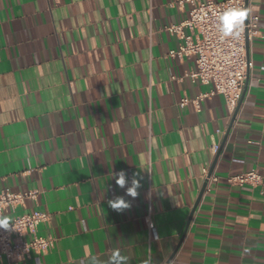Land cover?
<instances>
[{
  "label": "crops",
  "instance_id": "0c3cea01",
  "mask_svg": "<svg viewBox=\"0 0 264 264\" xmlns=\"http://www.w3.org/2000/svg\"><path fill=\"white\" fill-rule=\"evenodd\" d=\"M182 1L0 0V187L38 191L7 215L48 213L39 235L56 238L22 264H106L116 248L167 264L178 247L169 264H264V187L226 181L264 177V0H248L259 34L234 122L221 95L179 106L212 89L188 77L196 56L169 55ZM122 170L138 174L136 198L113 180Z\"/></svg>",
  "mask_w": 264,
  "mask_h": 264
},
{
  "label": "built area",
  "instance_id": "2783aa9c",
  "mask_svg": "<svg viewBox=\"0 0 264 264\" xmlns=\"http://www.w3.org/2000/svg\"><path fill=\"white\" fill-rule=\"evenodd\" d=\"M181 3L189 4L191 10L187 20L167 28L181 41L179 48L171 51L169 55L179 59L191 55L196 56L197 69L188 77L212 89L195 99H182L179 106L184 108L193 105L199 110L201 101L221 95L225 99L230 115H235L251 69L247 42H252L258 36L260 19L259 17H248L239 36L222 39L217 27L218 15L228 8L246 10V0H223L221 2L183 0ZM219 151V144L214 142L211 147L212 154L216 156ZM209 173L210 171L206 169L207 180L218 182V177L209 176ZM226 181L232 186L264 187V177L257 169L229 176ZM38 195V191L13 193L0 187V216L14 212L28 199L37 200ZM50 220L51 216L41 211L14 216L12 218L14 230L0 229V258H5L10 264H22L30 259L32 254L50 253L55 248L56 238L53 235L47 237L39 235V227L48 224ZM147 224L150 231L154 230L151 207Z\"/></svg>",
  "mask_w": 264,
  "mask_h": 264
},
{
  "label": "clouds",
  "instance_id": "9594fccd",
  "mask_svg": "<svg viewBox=\"0 0 264 264\" xmlns=\"http://www.w3.org/2000/svg\"><path fill=\"white\" fill-rule=\"evenodd\" d=\"M248 17V11L241 8H228L218 15V30L221 33V38H234L239 36L245 21ZM134 174L133 178L129 182L127 173L125 171H120L115 173L113 180L116 185L121 189L126 188V195L132 198H136L139 193L140 180L136 178ZM130 185V186H129ZM108 207L112 210L120 213L131 207L130 203L125 200L124 197L118 196L115 199L108 200ZM0 229L2 230H14V224L12 223L11 217L8 215L0 216ZM93 264H101L100 261H93ZM106 264H129V257L122 255L119 248L112 251V255L109 257Z\"/></svg>",
  "mask_w": 264,
  "mask_h": 264
},
{
  "label": "water",
  "instance_id": "95a60500",
  "mask_svg": "<svg viewBox=\"0 0 264 264\" xmlns=\"http://www.w3.org/2000/svg\"><path fill=\"white\" fill-rule=\"evenodd\" d=\"M247 6H248V0H246V10H247ZM247 19H248V17H247ZM248 50H249V42H247V53H248ZM248 57H249V55H248ZM236 117H237V112L235 113V115H234V117H233V122L235 121ZM219 153H220V151H219ZM219 153H218V155H217V157H216V159H215V163H214V165L216 164V161H217V159H218V157H219ZM211 175H212V171H210V173H209V176H211ZM206 186H207V185L204 186V188L202 189V191H201V193H200L199 199H198V201H197V203H196V205H195V207H194V209H193V211H192V214H191V217H190V221H189L188 224H190L191 220L193 219V216H194V214H195V212H196V210H197V208H198V205H199V203H200V201H201V198H202V196H203V194H204V192H205V188H206ZM188 227H189V225H188ZM186 232H187V230L185 231V234H186ZM184 236H185V235H184ZM184 236H183V239H184ZM183 239H182V240H183ZM178 248H179V247H178ZM178 248H177L176 251L173 253L172 257L170 258V260L168 261L167 264H169V263L171 262V260L173 259V257H174L175 254L177 253Z\"/></svg>",
  "mask_w": 264,
  "mask_h": 264
}]
</instances>
